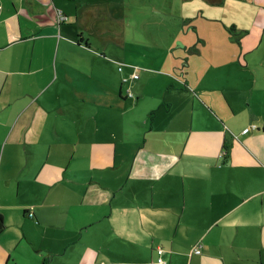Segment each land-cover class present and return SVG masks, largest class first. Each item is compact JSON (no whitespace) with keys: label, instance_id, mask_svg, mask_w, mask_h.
Listing matches in <instances>:
<instances>
[{"label":"crops","instance_id":"obj_1","mask_svg":"<svg viewBox=\"0 0 264 264\" xmlns=\"http://www.w3.org/2000/svg\"><path fill=\"white\" fill-rule=\"evenodd\" d=\"M176 1L178 23L207 11L241 45L264 14V0ZM149 2L163 16L149 45H177L171 0L163 13ZM138 5L0 0V264H152L158 248L166 264H264V72L249 70L259 62L243 47L223 62L221 48L210 59L192 48L201 73L168 71L161 103L144 106L148 129L130 135L125 119L138 121L126 106L144 89L127 103L97 77L102 92L89 88L110 42L125 45ZM215 62L238 70L213 73Z\"/></svg>","mask_w":264,"mask_h":264},{"label":"rangeland","instance_id":"obj_2","mask_svg":"<svg viewBox=\"0 0 264 264\" xmlns=\"http://www.w3.org/2000/svg\"><path fill=\"white\" fill-rule=\"evenodd\" d=\"M145 1L149 2L148 0ZM164 1L151 0L149 3L157 6V13H163L166 11L162 6ZM171 2L172 14L169 17L175 18L177 21L176 24H180L181 29L179 35H175V37L179 36L181 38L180 41H177V45L173 47L149 45V39L151 38L155 39L156 44H159L161 40L162 27L160 23L163 16L152 14L148 7L141 4V0H139L140 5H138V13L136 14L134 9L132 14L130 15V13H128L125 19L126 34L123 33L122 36L125 40V45L121 46L111 41V44L107 47V57L102 60H97L92 66V82L89 88L91 93L102 92L98 87L99 85L94 83L96 77L101 80L100 85L104 91H116L118 93L119 88L122 87L123 94L128 96L127 103H131L132 100H135V97H132V94L134 95L135 93L132 89L133 87L140 86L144 89L146 98L139 101L138 106L134 110L130 109L129 105L126 106L128 118L132 119V121H138V127H135L132 126L129 119H125L127 122H125L126 131L132 136H137L140 131L148 129L154 111H146L144 110V106L149 104V106L157 108V105L161 103L159 99L154 101L153 98L156 97L158 93L164 91L166 82L168 81V77H166L165 74L172 70L177 74H185L196 68L197 62L199 61V54H189L192 48H197L201 53L200 55L208 59L211 58V51H217L221 48L222 56L217 57L220 62H223L225 60H230L231 56L237 54V51L243 47L244 50L247 49V55L250 57L251 62H259L251 66L249 70L252 73L264 72V63L260 64L264 61V41L261 43L259 38L263 36V31L258 32L257 30L258 27L264 25V14H260L257 23L252 25V35L247 37L249 42L246 41L244 45H241L239 43L240 39L237 36H232V38H230L232 41H230L229 38H224L227 36L222 37L218 29L219 25H222V23L211 21V19L206 16L207 11H205L203 15L201 14V16H192L195 18L191 23H178V18H182V16L178 14L180 8L176 0H171ZM261 13H264V8ZM125 15L126 13H124V16ZM226 23L229 25L228 19ZM198 39H204L206 44L202 45ZM191 43L196 46H186ZM218 45L220 47H218ZM248 45H252V47L250 48ZM238 55L233 56V60L238 62ZM214 66L217 67V70L213 73L230 74L238 70L236 64L222 67L215 62ZM193 73H201V69L198 68L194 70ZM134 74L137 75V78H133ZM127 145V143H124L122 150H126L125 147ZM65 258L68 259V256ZM60 260L61 259H56V261L59 262ZM64 261L63 263H55L53 259L51 264H66Z\"/></svg>","mask_w":264,"mask_h":264},{"label":"built area","instance_id":"obj_3","mask_svg":"<svg viewBox=\"0 0 264 264\" xmlns=\"http://www.w3.org/2000/svg\"><path fill=\"white\" fill-rule=\"evenodd\" d=\"M57 18H58V23H62L64 21H66V16L63 15L60 11H58V13H57ZM133 78H137V75L134 74L133 75ZM255 128H256L255 125H250L249 127L245 128L242 131V133L243 134H246L247 132H249L250 130H254ZM194 253L199 254L200 253V250L198 248H196L194 250ZM156 254H157V258H156V260L154 262H152V264H166V262L162 258L163 250L160 249V248H158L156 250Z\"/></svg>","mask_w":264,"mask_h":264},{"label":"trees","instance_id":"obj_4","mask_svg":"<svg viewBox=\"0 0 264 264\" xmlns=\"http://www.w3.org/2000/svg\"><path fill=\"white\" fill-rule=\"evenodd\" d=\"M255 129H257V127H256ZM247 133H248V132H247ZM247 133H246V134H247ZM226 148H227V147L224 146V150H225ZM3 228H4V225H3L2 219H1V217H0V232L3 230Z\"/></svg>","mask_w":264,"mask_h":264}]
</instances>
